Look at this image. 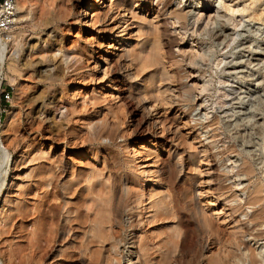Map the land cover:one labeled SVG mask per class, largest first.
<instances>
[{
	"label": "rangeland",
	"instance_id": "rangeland-1",
	"mask_svg": "<svg viewBox=\"0 0 264 264\" xmlns=\"http://www.w3.org/2000/svg\"><path fill=\"white\" fill-rule=\"evenodd\" d=\"M116 1H21L28 19L13 28L18 37L9 50L23 42L27 47L28 40L45 38L52 31L46 47L33 49L26 59L36 62L52 56L59 62L57 78L39 74L36 65H25L16 72L15 82H1L0 91H9L7 99L0 94V121L4 124L9 118L3 139L12 159L0 168V181L5 182L0 192V260L84 264L77 256L65 257V263L58 260L60 249H70L64 242L52 243L47 250L43 245L30 247V212L43 198L46 170L51 167L52 172L60 158L61 178L72 177L74 205L85 212L84 203L93 197L95 206L114 212L112 225L121 228L123 237L117 240L114 264H154L162 239L174 228L185 241L184 250L175 252L168 264H197L198 259L205 264L227 256L229 250L226 264H251L250 249L257 264H264V0H123V6ZM208 1L213 22L193 35H181L184 29L170 12L186 15L183 22L191 34L192 16ZM88 2L93 5L85 11ZM32 16L38 24L41 19L37 28ZM230 16L239 24L234 26ZM146 39L160 42L172 80L159 83L170 85L172 94L155 95L135 87L148 70L133 72L122 49ZM190 43L203 55L197 54L192 63L179 50H187ZM195 80L206 89H195ZM46 115L54 116L53 123ZM173 150L180 153L181 166L169 154ZM196 153L201 160L195 166L189 154ZM242 161L250 172L237 173ZM143 169L150 170L148 176ZM85 185L91 190H82ZM255 187L260 201L248 215L259 214L249 221L242 204ZM151 189L155 191L148 198ZM240 192L241 201L236 196ZM6 194L10 201L5 203ZM163 194L171 206L175 204L171 212L178 216L166 218L152 211L151 201ZM197 208L220 239L197 225L191 213ZM66 248L64 254L69 252Z\"/></svg>",
	"mask_w": 264,
	"mask_h": 264
},
{
	"label": "bare ground",
	"instance_id": "bare-ground-1",
	"mask_svg": "<svg viewBox=\"0 0 264 264\" xmlns=\"http://www.w3.org/2000/svg\"><path fill=\"white\" fill-rule=\"evenodd\" d=\"M21 1L22 0H13L12 20H11L12 22L7 28H2V29L0 28V87H1V82L4 78L8 79L10 82H15L16 77H17L16 72H18L19 68H21L22 66H25V65L26 66L27 65H31V66L34 65L32 67H35V65H36L37 69H39L38 70L39 74H43L49 78H57V72H56L57 66H55V65L58 64L59 60H57L56 58L49 56V58L45 57V60L39 59L36 62H35V60L33 62L31 60L26 59V56H28L30 58L29 55L33 49L38 50L40 47L41 48L46 47V44H48L47 43L48 39H50L52 37V31L45 33V38L40 37L39 39L36 38V40L33 37L30 38V40L32 39L35 41L34 42L32 41L31 43H29V40H28L27 47H24L25 43L23 42V43H20L17 46H15L12 50L11 49L9 50L10 42H11V44L15 43V41L17 40V37H18V34L14 32L13 28H16V29L19 28V26H21L22 22L24 20L28 19V12L22 11V9L26 3H24V2L22 3ZM117 2L119 5L123 6V3H122L123 0H117L116 4H117ZM88 3H89V7L85 11H88L93 5L92 2H88ZM130 4L131 5L129 7V11L132 13V15L134 17V16H136L135 12L133 11L135 9V7H133V2H131ZM0 10H3V6H0ZM212 11L213 10L211 8V4L208 1L204 7V10L194 13V15L192 16V22H191L192 27H190L191 34H187L188 29L186 28V26L184 25V22H183V20H186L185 14H183L181 11L173 10L170 12V17H172L174 19L173 20L174 22L180 23L179 29H184V31L179 32V33L181 35H184V37H187L188 35H193L197 32H200L206 25H209L213 22L214 18L212 16L213 15ZM90 14H92V13H90ZM93 16H94V14L91 17V21L93 19ZM102 18H103V16H102ZM229 19L233 21L234 26L239 24L240 20L237 19V17L230 16ZM30 20L34 22L33 24L36 28L38 26H40L39 24L41 23V19L39 21V24H38V21L36 20V18L33 16L30 17ZM47 22L48 21H45V20L43 21L44 24H46ZM92 24H93V22H92ZM36 33H37L36 35L39 36V33L38 32H36ZM190 37L192 38V36H190ZM182 38H183V36H182ZM150 40L148 42V40L146 39L136 46H130L129 45L130 47H128V45H123V49H122L123 52L122 53L126 56L125 59H127L131 63V66L132 65L134 66L135 70L133 72H141L142 73V71L148 70L145 75L142 74L143 76L141 79L136 81L135 87H137V88L141 87L142 91L145 93L148 91L154 92L155 95L159 92H160L159 94H166L167 95L169 92L172 94L173 89L171 88L170 85L164 84L162 86L163 87L165 86V87L162 89V86L159 83V81H166L169 77H171V76L168 77V74L170 72L167 71V67L164 64V62H165L164 61V53L161 51L160 42L158 40H155V39L154 40L152 39V41H150ZM190 41L192 43L193 40H190ZM191 43L188 45L189 47L187 50L182 49V48H180L179 50L181 52L185 53V56L192 63L193 59L195 58V56L197 54L201 55L202 57H203V55L200 53V51H197L195 53V51L197 49H195V47ZM124 55H123V58L125 57ZM221 61L222 60L218 61V63H217L218 66L221 63ZM186 62H188V61H186ZM44 67H45V69H43ZM134 74L135 73L132 74L133 78L134 77L139 78V73H137L138 76L136 74L135 75ZM134 80H137V79H134ZM171 80H172V77H171ZM169 82H170V80H169ZM193 86L195 87V89H198L199 91H203L206 89L204 84L198 85L197 80H195ZM151 92H150V94H151ZM159 94L157 95L158 98H162L163 96L159 97ZM140 95H142V94L140 93ZM146 95L147 94H145V96ZM146 97L143 96L144 99ZM35 98H37V97H35ZM35 98H34V100H35ZM140 98L142 99V96ZM161 100H163L165 102L166 99L164 100L162 98ZM166 102H168V101H166ZM55 107H57V106H55ZM38 109H40V108H38ZM45 118L47 119L48 122L52 121V123H53L54 116L47 117V115H46ZM8 120H9V118L6 119L4 124H2L0 121V168L2 165L9 164L11 159H12V153L9 150V148L7 147V145L3 139V134H4L3 130H4L5 125H7V123H8ZM175 150L171 151L169 154H171L173 156L172 158L175 159L174 160L175 164L177 166H179V165L181 166L182 165V162L180 161L181 155H180V153L176 154ZM173 153H175V154H173ZM59 159L60 158H58L57 160L55 159L56 164H55L54 170L52 172H51V167L49 169L46 168L47 169L46 171L49 173V174L47 173V175H49V178L45 179L46 180L45 185H44L45 189L42 192L43 198L39 204L34 205L33 212L32 211L30 212L31 216H32V219H30L31 223H29V225L31 227L30 241L32 243V244L30 243V245H31L30 247L31 248H33V247L37 248V247L43 245V246H45L44 248L47 250V248L49 246H50L49 249L51 248V246H53L52 243L54 244L57 242L58 243L64 242V243H66V246H68L70 249L68 250L64 246L66 248V251L68 250L69 252L67 254H64L65 248H63L64 252L62 251V249H60L61 251L58 252V254H57L58 260L62 263H65V261H64L65 257H67L66 259H68V258L73 259L75 256H77V259H79V261H83L84 264H114L113 259L116 260V255L118 254V250H117L118 249V247H117L118 241L117 240H122V238H123L120 235V233L122 232V231L120 232L121 228L120 229H114V227L112 225V220H111L112 217L111 216L114 215V212H112V213L108 212V211L104 212V209H102V208H104L103 206H98V205L95 206V203H97L98 201L96 199H93V197H92V199H90L88 201V203L87 202L84 203L85 212H81L80 208L77 207L76 205H74L75 201L74 202L72 201V198L74 195L72 192V184H73L71 181L72 177L70 178V180H67V181H66V179H65V181H63V178H61V175L64 172V165H63L62 161ZM189 159H190V162L193 163L195 166L201 160L198 153H196L195 155L189 154ZM49 160H50V158H49ZM54 161H53V163H54ZM53 163H52V166H53ZM45 166H47V165H45ZM195 166H194L193 170L195 169ZM237 167L239 168L237 173L238 172L248 173L251 171V168H250V166H248V163L246 161H242L241 163L238 164ZM176 168L181 169L179 167H176ZM55 169H57L58 171ZM196 169H197V167H196ZM44 171H42V173ZM56 171L60 175L54 176L53 175L54 173L57 174ZM141 172L145 176H148L150 173V170L143 169ZM89 174L90 173H88V175ZM37 175H40V174H37ZM41 175L43 176V174H41ZM66 175H68V174H66ZM42 178H44V177H42ZM85 178L87 179V177H85ZM4 183H5L4 180L0 181V192L2 190ZM91 183L92 182L90 181V184ZM74 185H75V181H74ZM76 185H77V183H76ZM236 186L238 187L239 184H236ZM91 187H92L91 185H85V187L81 186L82 190L84 188L87 191H89V189L91 190ZM74 189H75V187H74ZM188 190H189V188H188ZM92 191H93V189H92ZM96 191H97V189H96ZM153 191H155V189L154 190L151 189L150 191H148V193H147L148 198H151L153 196ZM157 192H155L154 194H158ZM194 194L195 193H193V195ZM242 194H243V192L241 194L236 195L239 197L240 201L243 200ZM247 194H248V192H247ZM7 195L8 194H6V198L4 200L5 203L10 201ZM95 195H97V194H95ZM167 198L168 197H166V195H164V194L156 196V198H154L150 204L152 211L154 213H157L159 216L166 217V218L171 217V216H178L177 215L178 212H173V211L171 212V209L175 206V204H174V206L173 205L171 206L169 204V202H167L168 201ZM170 199H169V201H170ZM52 200H54V201H52ZM71 201L73 203H71ZM259 201H260L259 187H255L254 189H251L250 196H248L247 201H243L244 203L242 204V207L245 209L244 214L247 216L249 221H251L254 216H257L259 214V212L253 211V212H251L250 215H248V210L251 209V207H253L255 204H257ZM104 202H105V200H104ZM71 204H73L74 206H72ZM77 204L79 205V203H77ZM98 204H100V203H98ZM93 205L96 207V209L92 208V207H94ZM169 205H170V207H169ZM3 207H4V205L0 209V214L2 213ZM58 209L60 212H56V210H58ZM191 213H192L194 219H196V222L198 223L197 225H199V227L201 228V230L203 232L214 234V237H216L217 239H220L219 237H221V234L218 232L216 233L217 230L210 223L209 218L203 214L205 212H203V213L199 212V209H198L197 212H191ZM114 221L115 220H113V222ZM42 226H43V228H42ZM219 234H220V236H219ZM179 235H181L179 233V231L176 228H174V229H172V233L167 234L166 237L162 239V242H161L162 245L160 244L161 246H160L159 257H157V260H155L153 257V263L154 264H168L170 259H175V257H176V256H174L175 252H177V251L181 252L184 250L183 243L185 241L183 238L180 239ZM40 236H41V238H40ZM210 237H211V235H210ZM234 241H236V240H234ZM39 249H36V250L41 251V248H39ZM36 250H34V251L36 252ZM228 252H227V256L229 255ZM42 253H43V251H42ZM230 253H231V251H230ZM253 254L254 253L250 249V254H249L250 255V258H249L250 262H251V264H257L258 261L253 256ZM227 256L224 255V256L218 257L217 259H214L212 261L209 260V262H206V263L207 264H226L227 262H225V259L230 258ZM53 257H54V255H53ZM75 259H76V257H75ZM229 260H231V259H229ZM66 261H68V260H66ZM3 263L4 262H2L0 260V264H3ZM197 264H204V263L198 259ZM259 264H260V261H259Z\"/></svg>",
	"mask_w": 264,
	"mask_h": 264
},
{
	"label": "built area",
	"instance_id": "built-area-1",
	"mask_svg": "<svg viewBox=\"0 0 264 264\" xmlns=\"http://www.w3.org/2000/svg\"><path fill=\"white\" fill-rule=\"evenodd\" d=\"M12 4L13 0H0V6H3V10H0V28H7L11 24L12 20ZM4 89L0 91V94L4 95L7 99L9 97V91L3 93Z\"/></svg>",
	"mask_w": 264,
	"mask_h": 264
}]
</instances>
